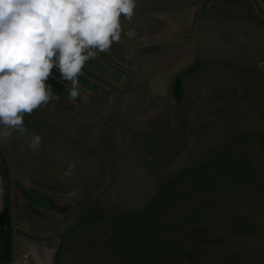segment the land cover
Here are the masks:
<instances>
[{
    "label": "rangeland",
    "instance_id": "rangeland-1",
    "mask_svg": "<svg viewBox=\"0 0 264 264\" xmlns=\"http://www.w3.org/2000/svg\"><path fill=\"white\" fill-rule=\"evenodd\" d=\"M124 36L129 80L53 101L0 142L20 235L53 237L56 264H264V0H214L163 45Z\"/></svg>",
    "mask_w": 264,
    "mask_h": 264
},
{
    "label": "clouds",
    "instance_id": "clouds-1",
    "mask_svg": "<svg viewBox=\"0 0 264 264\" xmlns=\"http://www.w3.org/2000/svg\"><path fill=\"white\" fill-rule=\"evenodd\" d=\"M136 7V0H0V142L27 136L25 115L59 98L46 83L53 69L61 83L70 82L75 102L86 62L110 51L122 34L136 37L121 22H131ZM41 142L32 133L28 146L38 150ZM74 169L69 164L66 175Z\"/></svg>",
    "mask_w": 264,
    "mask_h": 264
},
{
    "label": "crops",
    "instance_id": "crops-1",
    "mask_svg": "<svg viewBox=\"0 0 264 264\" xmlns=\"http://www.w3.org/2000/svg\"><path fill=\"white\" fill-rule=\"evenodd\" d=\"M181 1L136 0L137 7L134 17H140L143 21H147L148 34H151V36H147L146 38L141 37L136 40H134L135 38L132 39L129 37L127 39L130 42L133 41L139 44L141 49L152 43L163 45L166 36L175 37L181 32H184V30L192 27L196 19L204 17L207 10H210L212 3H214V0H207L205 4H202L199 0H188L190 3L181 5ZM221 1L223 2V0ZM224 3H227V0H224ZM121 22L124 33L130 31L127 20L121 17ZM122 35L121 40L125 42L126 38L124 39L125 36L124 34ZM117 45L118 43H113L110 51L98 53L95 58L86 62L83 75L79 77L81 93L84 92L88 95H94L100 92L102 85L105 86L103 83L106 84L118 80L126 81L131 78L132 70L129 68H132L130 62L131 57L127 54V51L124 54L118 53ZM60 79L59 71L53 69L51 77L46 83L51 85L53 92L59 98L52 99L49 103L56 100L68 99V88L71 86L70 82L65 81L61 83ZM38 111H34L31 115H25L24 122L31 121L38 114ZM3 202L4 199H0V207ZM17 227L18 230L13 234L12 238L13 244L11 254L8 257V264H56L59 244L56 243L53 237L40 239L37 236L20 235L21 230L19 226ZM70 254L68 252L67 256H70Z\"/></svg>",
    "mask_w": 264,
    "mask_h": 264
},
{
    "label": "flooded vegetation",
    "instance_id": "flooded-vegetation-1",
    "mask_svg": "<svg viewBox=\"0 0 264 264\" xmlns=\"http://www.w3.org/2000/svg\"><path fill=\"white\" fill-rule=\"evenodd\" d=\"M4 199V196L2 197ZM18 227L14 224L11 204L9 199L4 201L0 207V255L3 258L0 264H8V257L11 254L13 244V234L16 233Z\"/></svg>",
    "mask_w": 264,
    "mask_h": 264
},
{
    "label": "trees",
    "instance_id": "trees-1",
    "mask_svg": "<svg viewBox=\"0 0 264 264\" xmlns=\"http://www.w3.org/2000/svg\"><path fill=\"white\" fill-rule=\"evenodd\" d=\"M178 84H179V81H176V85L178 86Z\"/></svg>",
    "mask_w": 264,
    "mask_h": 264
},
{
    "label": "water",
    "instance_id": "water-1",
    "mask_svg": "<svg viewBox=\"0 0 264 264\" xmlns=\"http://www.w3.org/2000/svg\"><path fill=\"white\" fill-rule=\"evenodd\" d=\"M3 258V256L2 255H0V261H1V259Z\"/></svg>",
    "mask_w": 264,
    "mask_h": 264
}]
</instances>
